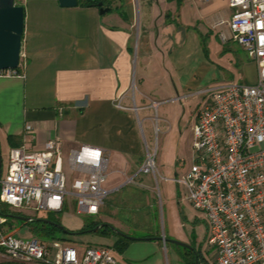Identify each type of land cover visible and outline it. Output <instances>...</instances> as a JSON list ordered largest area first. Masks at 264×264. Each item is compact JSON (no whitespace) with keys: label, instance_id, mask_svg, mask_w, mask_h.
Segmentation results:
<instances>
[{"label":"crops","instance_id":"obj_1","mask_svg":"<svg viewBox=\"0 0 264 264\" xmlns=\"http://www.w3.org/2000/svg\"><path fill=\"white\" fill-rule=\"evenodd\" d=\"M109 1V11L100 14L98 7L24 0L19 76L0 77V140L9 149L40 150L59 139L68 183L77 176L68 155L82 146L101 148L108 174L131 179L149 149L141 134L149 133L153 120L160 121L153 112L164 115L167 102L176 105L221 84H254L258 76L229 28L216 26L230 19L229 0ZM213 49L217 58L227 57V67L210 57ZM59 220L71 236L80 235L84 221L77 214ZM101 221L128 233L123 224ZM116 239L101 245H110L120 264H185V255L171 242L169 247L164 240H130L118 251ZM0 264L35 263L0 255Z\"/></svg>","mask_w":264,"mask_h":264},{"label":"built area","instance_id":"obj_2","mask_svg":"<svg viewBox=\"0 0 264 264\" xmlns=\"http://www.w3.org/2000/svg\"><path fill=\"white\" fill-rule=\"evenodd\" d=\"M228 4L230 19L216 26L229 28L232 40L255 64L257 80L202 92L205 102L192 126L193 164L173 181L185 187L186 200L204 216L207 244L215 249L214 264H264V0H229ZM16 76L17 69L0 71V77ZM60 156L59 139L48 140L40 150L10 148L7 173L0 179V204L13 210L58 213L75 199L77 215L97 216L113 192L106 188L104 151L82 146L69 153V169L77 175L70 189ZM155 156L156 150L148 149L137 174L155 176ZM6 223L0 214V255L12 261L120 264L108 246L88 245L78 254L60 240L43 242L5 233Z\"/></svg>","mask_w":264,"mask_h":264},{"label":"rangeland","instance_id":"obj_3","mask_svg":"<svg viewBox=\"0 0 264 264\" xmlns=\"http://www.w3.org/2000/svg\"><path fill=\"white\" fill-rule=\"evenodd\" d=\"M23 2L24 0H15L18 5ZM216 50L211 51L210 57L220 65L227 67L229 63L227 57L224 55L220 59L217 58L219 54L216 55ZM237 78L234 74L233 81H238ZM241 82H244V80H241ZM205 98V94L196 92L182 98L176 105L167 102L164 108H168V112L164 115L159 113V116H157V113L153 112L152 117H159L160 121L155 122L153 120V123L150 124L149 133L141 134V139L144 149L145 144L148 145L150 151L156 149L155 164L157 173L155 176L139 173L133 177V182H129L119 173L109 174L106 188L108 187L110 190L116 188L114 184L118 181L120 182L119 185L117 184L119 188L109 194L99 215L93 217L78 216L83 221L101 220L102 218L114 223L116 226L123 224V228L137 238L151 233L158 237L161 236L163 239L183 241L193 248L194 254L198 253L196 259H198L199 264H214L215 249L207 244L208 226L204 216L201 212L193 209L186 200L185 187L173 181L174 178H178L188 171L193 164L192 126L197 112L204 105ZM146 127L144 124L143 129L147 130ZM8 152L9 146L0 140L2 178L7 173ZM67 189H70L69 183ZM1 206L7 209L8 212H15L17 215L37 217L50 215L42 211L13 210L8 206ZM75 209L76 200L70 199L63 210L54 213V216L60 219L71 218L76 214ZM6 214L12 215V213ZM6 218L8 222L2 226L5 233L16 232L18 237L24 239L31 237L43 242L52 241L48 240L47 237L33 234L26 226L21 225V221L10 217ZM131 227L133 228L130 229ZM55 236L56 239L53 240L62 239L61 241L65 245L74 247L78 254H81L88 246L87 242H94L91 243L93 246H99L101 243L109 244L110 237L113 235L106 236L98 232H87L71 236L62 232H55ZM81 239H83V242ZM95 242L99 244H95ZM165 244L169 247L174 246L169 242H165ZM107 246L111 248L110 245ZM177 248L183 255L186 254L187 249L180 246H177Z\"/></svg>","mask_w":264,"mask_h":264},{"label":"water","instance_id":"obj_4","mask_svg":"<svg viewBox=\"0 0 264 264\" xmlns=\"http://www.w3.org/2000/svg\"><path fill=\"white\" fill-rule=\"evenodd\" d=\"M97 3L100 14H104L109 11L108 7L103 6L102 0H93ZM58 5L61 8H74L77 6V0H57ZM24 33V7L15 3V0H0V71L15 70L19 66L22 37ZM1 155H0V179H1ZM22 222L42 221L47 224H53L59 228L64 234L70 235V232L65 230L62 225L55 224L50 220L41 218H32L23 215H8ZM109 228L117 235L126 238L128 240H164L165 242H171L177 246L185 248L187 250H193L189 245L174 239H163V237H133L127 235L108 223H101L93 229L87 230V232H96L102 228ZM195 264H199L198 259L195 260Z\"/></svg>","mask_w":264,"mask_h":264},{"label":"trees","instance_id":"obj_5","mask_svg":"<svg viewBox=\"0 0 264 264\" xmlns=\"http://www.w3.org/2000/svg\"><path fill=\"white\" fill-rule=\"evenodd\" d=\"M102 1H103L104 7L110 6L109 0H102ZM77 2H78V4H77L78 6L97 7V3L94 2L93 0H77ZM1 205L2 204H0V214L1 215L5 216V217H8V215L6 213H10V214L12 213V215H14V214L17 215L15 212H8V210L2 208ZM49 214L50 215L46 216L44 219L50 220L51 222H53L55 224L61 225L59 218L55 217L54 213H49ZM18 215H20V214H18ZM101 223H102L101 220L84 221V226H83L82 230L80 232H77V234L87 233V230L93 229ZM21 225L29 226V228L33 234L47 237L48 240L56 239L55 232H61V230L59 228H57L55 225L47 224V223L42 222V221H31V222H27V223L21 221ZM148 227H147V229H148ZM132 228L133 227H131L130 229H132ZM119 231H121V230H119ZM96 232L103 234V235H106V236H111V235L115 236L117 239L114 242L113 247L118 251H122L127 246V244L130 243V240L117 235L111 229L106 228V227L99 229ZM123 233H125V232H123ZM70 234H73V233L70 232ZM125 234L133 236L130 233H125ZM144 237H158V236L157 235L155 236L154 234H151V233H147ZM194 252H195L194 250H192V251L186 250L185 259H184L185 264H195V259H196V257H198V253L194 254Z\"/></svg>","mask_w":264,"mask_h":264},{"label":"flooded vegetation","instance_id":"obj_6","mask_svg":"<svg viewBox=\"0 0 264 264\" xmlns=\"http://www.w3.org/2000/svg\"><path fill=\"white\" fill-rule=\"evenodd\" d=\"M197 115V114H196Z\"/></svg>","mask_w":264,"mask_h":264}]
</instances>
